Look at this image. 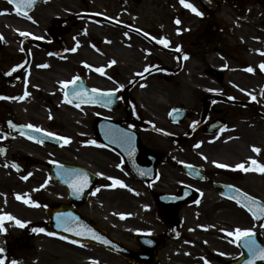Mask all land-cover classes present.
Segmentation results:
<instances>
[{
  "label": "flooded vegetation",
  "instance_id": "obj_1",
  "mask_svg": "<svg viewBox=\"0 0 264 264\" xmlns=\"http://www.w3.org/2000/svg\"><path fill=\"white\" fill-rule=\"evenodd\" d=\"M134 1L103 0L114 6L95 11L100 18L95 21L100 36L94 37L95 41L83 40L75 52L70 50L66 40V24L62 25V33L57 34L56 39L53 37L52 27L60 18H54L47 29L34 31L30 37L19 34L7 37L0 32V97H17L7 90L31 86L19 96L27 90L30 95L25 97L26 100L37 93L46 98L53 114H57L46 124L36 121L26 124L66 137V133H62L66 131V124L63 126L66 115L63 116V111L53 102L58 99L66 108V87L72 83L64 86L60 81H72L73 77H78L75 80L77 87L71 90L73 92L85 93L92 89L114 92L111 97L104 96L103 104L77 108L75 103H71L68 106L69 110L83 117L80 128L89 131L90 135L84 137L86 140L79 143L78 148L70 149L63 144L61 149L65 155L56 162L90 172L91 177L86 175L88 191L76 192L71 186L68 190L66 169L65 186H59L57 179L50 174V161L42 166L46 173L38 172L22 181L37 183L39 193L46 189L55 195L51 199L45 196L46 193L42 195L45 196L43 199L35 197L34 203L38 208L46 211L57 207L75 209L91 225L101 229L104 211H108L111 219L115 217L117 220L119 215L113 212L118 207L124 208L116 198L119 188L112 186L114 180L143 187V223L138 225L136 218L131 216L129 219L140 229L123 243L133 251L132 257L124 261L127 264H236L243 258L249 260L251 254L244 247V239L233 243L235 236H228L227 231L234 232L236 227L251 229L254 235L248 239L256 241L257 251L264 247V227L261 226L264 225V214L260 213V208H264V172L255 171L257 165H264V132L259 128L264 125V101L261 99L264 70L260 68L264 64V0H185L203 15H197L181 4L177 14L172 10L169 15H141L139 10L137 15L133 10ZM144 1L152 2L151 5L159 11L163 6L161 0ZM1 2L3 7L10 8V16L17 20L21 17L10 5ZM80 12L87 14L86 4L81 5ZM177 18L181 21L179 25L175 23ZM178 28L181 30L179 33ZM31 37L41 39L34 41ZM161 38L166 43H160ZM7 40L15 46H8ZM33 42L40 44L34 45ZM178 46L180 51H177ZM60 50H63L62 54H58ZM66 54L71 56V63H66ZM185 54L188 59H184ZM44 58L47 61L63 58V61L47 64L43 62ZM112 60L116 63L110 65ZM190 65L194 71L189 77L184 76L186 87L200 80L204 85L203 90L193 94L192 89L183 92L185 98L192 100V105L160 104L162 99L167 100L171 96L166 94V99L165 95L151 94V86L165 82L171 86H182L179 81ZM68 66L72 74L67 79L61 78L66 75ZM146 67L149 71H144ZM201 67L205 72L202 75L198 72ZM249 67L253 68L252 72L246 70ZM97 68H102L103 73L97 72ZM49 76H57L60 80L53 82L48 80ZM53 85L57 86V91L47 94L44 89L51 92ZM247 86L259 89L248 94ZM109 99L111 103H107ZM12 101L14 99L0 98V114H9L0 120V131L5 136L1 145L9 149L7 141L19 138L35 146L55 149L25 137H8V121L24 124L15 116H18L17 110L8 104ZM228 101L250 102L257 113ZM174 108L186 111L178 119L179 124L169 118ZM37 110L40 114L48 112L46 107ZM247 119L258 126L256 131L248 130ZM215 121H219L222 128L207 134L206 125ZM158 128L178 137L192 133L184 140L175 141L155 131ZM242 130L243 135L240 134ZM220 136L225 141H214ZM121 137H126L127 142L122 143ZM258 138L260 141L256 140ZM102 139L112 143L117 150L106 147ZM252 139L256 141L252 142ZM89 140H95L96 144H89ZM253 146L260 149L259 153L252 150ZM66 150L72 151L67 153L72 156L82 154L83 162L73 163L66 157ZM24 158L28 159L22 157V160ZM252 160L257 164H252ZM220 163L229 167L220 168L217 166ZM238 163H244L249 171L235 169ZM17 170L25 173L24 176L30 173L24 166ZM182 191L192 200L175 207L173 197ZM160 197L171 199L162 204L163 209L157 201ZM248 197L252 200L249 201ZM237 199L242 203L237 204ZM245 203L257 212L259 218H254L242 206ZM137 233L146 237L143 243L136 239ZM259 260L262 259L257 257L254 262Z\"/></svg>",
  "mask_w": 264,
  "mask_h": 264
},
{
  "label": "rangeland",
  "instance_id": "obj_2",
  "mask_svg": "<svg viewBox=\"0 0 264 264\" xmlns=\"http://www.w3.org/2000/svg\"><path fill=\"white\" fill-rule=\"evenodd\" d=\"M179 1L161 0L163 6L159 11L151 5L152 2L135 0L133 10L137 15L139 10L141 11V15H169L172 13V10L176 11L177 14L179 13ZM84 4L87 5L88 11L92 12H97L103 10V8L108 9L110 6H114L110 2H103V0H50L44 4H41L40 6H37L30 14L26 15V17L22 18L21 20L14 19V17L10 16V12H8V14L4 17L3 13L1 12L0 31L7 37L13 36V31H30L29 33L31 34H34V31L42 32L47 29L49 23L54 18H67L69 16L76 15L81 10V5ZM1 8H3L1 11L5 10V13L8 11V8L3 7L2 5H0V9ZM27 16H31L33 20L27 19ZM104 30L107 29L104 28ZM98 32L99 28L90 22L74 21L69 23V25L67 24L66 40L70 45V50L75 47L77 49L76 51H78V47L83 42V40L87 41L88 39H91L92 41H95L96 39L94 37L99 35ZM7 41L8 46H15L11 40ZM42 60L48 64L51 62H58V60L63 61V58L54 60L52 59L51 61H47L45 58ZM66 63H71V56L69 54H66ZM203 70V67L198 69L200 75L205 73ZM193 71L194 69L192 65L186 68L183 78H181L179 81L181 84H183L180 87H177L176 84L175 86H171L169 82H165L163 84L151 86L152 88L149 92L151 94L153 93L165 96L166 94H170V99L166 96V99L168 98L167 100H161L160 104L162 105L177 106L182 104L185 107H189L192 105V100L185 98L183 92L185 90L189 91L192 89L193 94L194 91L203 90L204 86L201 84L200 80L193 81V86L186 87L187 81L184 76L189 77V74L191 75ZM69 72H71V69L68 66L66 75H62L61 78L67 79L69 75L72 74ZM40 78L42 79V77ZM48 80L57 82L60 80V78L57 76H49ZM172 83H175V81ZM50 84L52 85V83ZM26 87L27 86L25 85L19 86L14 88L12 91L7 90V92L15 94L17 97H19ZM43 88L41 90H43ZM27 89H31V86H28ZM52 89L53 91L51 92H48L45 89L44 91L47 94H53L57 91V86L55 87L53 85ZM258 89L259 88L257 86H247L248 94L255 93V90ZM18 101L20 102L21 100ZM19 102L14 100L12 102H8V104L10 103L9 105H11L12 108L18 112V116L14 113H12V115H15L23 123L28 121H36L46 124L48 120L55 118L57 115L56 113L55 115L53 114L52 108L48 106L46 98L38 95L37 93L33 94V97L31 95V98L21 101L20 104ZM53 105L58 106V109L63 111V116L66 115V122L63 120V126L66 124V131L63 130L62 133H66V136L70 137L71 139L68 148H78L79 143H82V141L86 140L84 137L88 138L90 135L89 131H85L83 129L81 130L80 128L83 117L75 114V112L69 110V108H65L63 105L61 106L58 99L53 102ZM41 107H46L48 112L46 114H40L37 109ZM7 116H9L7 112L0 114V120L1 118L5 119ZM57 121L59 122L58 119ZM247 122L249 123L248 130L252 132L257 130L258 126L255 123L251 122L250 119H247ZM259 128L264 132V125ZM178 129L179 128H174V130ZM240 134L243 135L244 131L242 130ZM2 136L3 132L0 131V138ZM247 139L248 140L246 141L248 142L249 137H247ZM256 140L260 141V138ZM256 140L252 139L251 141L255 142ZM214 141L222 142L225 141V139H223V136H220L219 138L216 137ZM7 144L9 146V151L6 154V157H0V215L12 214L16 218L30 224L45 222L47 220L46 212L40 208H36L32 203L26 204L24 201L30 199L32 200L35 197H42V195L45 193L47 194L45 196H47L49 199L55 197V195L47 192L46 189L43 190V193H39L37 183L22 181V176H24L25 173L18 172L13 169V167L9 165V162L11 160H15L19 165L24 166V168L28 167L30 173L36 175L39 174L38 172L46 173L45 169L42 167L45 165L46 161L52 159L60 160L62 157H64L65 152L63 149L55 150L47 147L35 146L21 139L7 141ZM70 152H67L66 150V157L72 160L73 163L81 164L83 162L82 154L72 156L67 154ZM22 157H28V159L24 158L22 160ZM28 160L33 162V164H30ZM124 185L127 187H122L118 190V192H116V198L120 199V204L124 206L123 209L118 207L116 211L113 212L114 215L119 214V218L116 220L115 217H112L113 219H111L109 217L110 215L108 214V211H104L101 222L103 229H105V231L114 239L122 243H125L127 238H129L132 233L140 229L138 225L139 223H143L144 220L141 213L143 208V188L138 184L131 182H128V184ZM17 195H19L21 199H17ZM45 196L43 197L45 198ZM121 213L125 214L123 217L125 219L121 218ZM131 216L136 218V223L138 225L129 219ZM127 217L128 219L126 220ZM3 226L6 231L0 232V248L4 249V251L0 253V257L5 254L8 258L15 260L16 264H93V261L97 262V264H127L123 260L116 258L101 249L87 245L73 244L72 242L57 236H49L47 235V232H50L49 230H46L44 233H35L34 236L31 235L30 237H27L22 234L21 227L15 225L14 221L5 220Z\"/></svg>",
  "mask_w": 264,
  "mask_h": 264
},
{
  "label": "snow or ice",
  "instance_id": "obj_3",
  "mask_svg": "<svg viewBox=\"0 0 264 264\" xmlns=\"http://www.w3.org/2000/svg\"><path fill=\"white\" fill-rule=\"evenodd\" d=\"M8 2L11 3V4H14V5H15L16 13H17L18 15L26 16V13L23 12V11H21L22 7H30L31 4L35 2V0H8ZM180 2H181V4H182L184 7L190 9L193 13H195V14H197V15H203V14H202L201 12H199V10H198L196 7H194L191 3H185V0H180ZM27 19H29V20H33V18H32L31 16H27ZM33 22H35V21H33ZM175 23L179 25V24L181 23V21L177 18V19L175 20ZM180 31H181V30L178 28V29H177V32L179 33ZM20 35H21V36H26V35H32V34H31V33H28V32H20ZM125 35H127V33H125ZM145 35H147V33H145ZM36 38H37V39H41V37H36ZM0 39H2V36H0ZM154 39H155V38H154ZM159 42H160V43H166V41H165L163 38H161V40H160ZM76 50H77V49H76L75 47L71 49V51H73V52H75ZM180 50H181V49H180V47L178 46V47H177V51H180ZM188 58H189L188 55L185 54V55H184V59H188ZM114 63H116L115 60H112V61L109 62L110 65H111V64H114ZM226 66H227V65H225V67H226ZM38 67H47V65H38ZM89 67H91V66L89 65ZM260 68H261L262 70H264V64H261V65H260ZM246 70L249 71V72H252V71H253V68L249 67V68H247ZM13 71H15V69H13ZM96 71H97V72H101V73H103V69H102V68H97ZM144 71H149V69L146 67V68L144 69ZM137 75H142V73H137ZM109 78L111 79V77H109ZM77 79H78V77H73V80H72V81H60L59 83H60L61 85L67 86V84H69V83H74L75 80H77ZM141 86L144 87V86H146V85H141ZM36 87H38V86H36ZM119 87H120V88H123L124 85H119ZM92 92H93V93H98L100 96H108V97H111V96L114 94L113 91L101 92V90H99V89H92ZM28 95H30V93L26 90V91L24 92V94L21 95V96H19V97H0V98H2V99H14V100H21V101H23V100L25 99V97L28 96ZM73 95L76 96V93L74 92ZM77 98L80 99L81 97L77 96ZM64 99H65V101H66L67 103H69V104L72 103V100L68 99V96H67V95H65ZM83 102H86V103H95L96 100H95L94 97H88V98H87L86 100H84ZM107 103H111V100L109 99V100L107 101ZM76 107H77V108L80 107L79 103L76 104ZM172 111H176V110L173 109ZM169 115H171V112L169 113ZM50 118H51V117H50ZM8 123H9L10 128H12V129H16V128L19 127L20 130H21V134H22V135H25V134H26V133L24 132V129H33L34 131H37V132H43V131H44L43 129L39 128L38 126H34V125H32V124H27V125H23V126H17L16 124L12 123L11 121H9ZM194 123H195V122H194ZM156 130H157L158 132L163 131L162 129H159V128L156 129ZM47 136H48L49 138H51V139H59V140L63 141L64 144H67V143L70 142V138H68V137H63V136H59V137H57L55 134H53V133H51V132H48V133H47ZM28 138H29V139H33V137H32L31 135H29ZM40 142L42 143L43 141H40ZM121 142H122V143L127 142L126 137H121ZM88 143H89V144H96V141H95V140H89ZM196 146L199 147V145H196ZM252 150H253L254 152H257V153H259V151H260V149L257 148V147H255V146H253ZM2 151H3V150L0 149V152H2ZM54 163H55V162H54ZM214 163H215V162H214ZM251 163H252V164H257L256 160H252ZM217 166L220 167V168H228V167H229V165H227V164H223V163H220V164H218ZM13 167H17V168H18L19 166H18V165H13ZM117 167H119V165H117ZM234 168H235V169H240V170H242V171H244V172H246V173L249 171V168H247V167L245 166L244 163H238V164H236V165L234 166ZM255 171H258V172H264V165H257ZM67 174H73V173H67ZM30 175H32V173H28V175L23 176L22 179L27 180L28 177H29ZM97 175H103V174H102V173H97ZM108 179H112V178H111V177H108ZM78 180H79V183H73V184L70 185L71 187H73V188L75 189L76 192L83 191V189L86 188V187L88 186V180H87L86 175H83V174L78 175ZM115 185H120L121 187H127V186L124 185V183H123L122 181H120V180H114V183H113L112 186H115ZM97 191H99V189H97ZM93 195H95V193H93ZM243 195H246V194H243ZM16 198H17V199H21V197H20L19 195H17ZM247 199H248L249 201L252 200L251 197H248ZM24 202H25L26 204H27V203H31V201H29V200H25ZM197 203H199V202L197 201ZM236 203H237V204H241L242 202H241L239 199H237V200H236ZM37 206H38V205H37ZM242 206L245 207V208H247L248 211L252 213V216H253L254 218H259V217L257 216V212L253 211V209L249 206V204H246V203H245V204H243ZM257 207H259V205H257ZM260 213H261V214H264V208H260ZM59 215H60V214H58V218H59ZM124 215H125V214L121 213V214H120L121 218H123ZM5 220H8V221H14V222H15V225H17V226H19V227H21V228L25 227V225H26V223H27V222H25V221H22V220L16 218V217L13 216L12 214H4V215H0V232H4V231H6V229H5L4 226H3ZM60 226H61L60 223H58V224H57V227H60ZM261 226L264 227V225H261ZM31 230H32L33 233H44V232L46 231V230H45L44 228H42V227H41V228L33 227ZM64 230H65V231H69V232L72 231V229L69 228V227H65ZM221 231H226V230L221 229ZM87 233H91L92 236H93V238H96V239H103V237H99V236H97L94 232H92L91 229H87ZM87 233H86V232H82V231L77 230L75 234H76L77 236H83V235H86ZM47 235H49V236H54V235H56V234L53 233V232H47ZM227 235L230 236V237L233 236V235L235 236V239L232 241L233 243H235V242L238 241V240H241L242 238L244 239V247L247 248L248 251H249V253L251 254V258H250L249 260H247V261L245 262V264H254V261L257 259V257L260 258V259H264V247L259 248L258 251H257L258 246H257V244H256V241H255L254 239H248L249 237H252V236L254 235V233H253V231H252L251 229H241L240 227H236L235 230H234V232H233V231H227ZM62 239H68V238H67V237H62ZM71 242H72L73 244L78 243V241H76V240H72ZM104 242H105V243H108L107 240H105ZM149 243H151V241H149ZM3 251H4V249H3V248H0V253H2ZM221 255H223V253H221ZM0 264H5V261H4L3 258H0ZM11 264H16V261L13 260V261L11 262ZM93 264H97V262L93 261Z\"/></svg>",
  "mask_w": 264,
  "mask_h": 264
},
{
  "label": "water",
  "instance_id": "obj_4",
  "mask_svg": "<svg viewBox=\"0 0 264 264\" xmlns=\"http://www.w3.org/2000/svg\"><path fill=\"white\" fill-rule=\"evenodd\" d=\"M38 1H42V0H35L34 3L31 4L34 5L35 3H37ZM30 6V7H31ZM28 9L29 7H22ZM246 106H249L248 104H244ZM56 168H58V166H56ZM187 201H189L188 198L182 196L178 198V205L181 206L184 203H186ZM58 214L59 218H58ZM49 220H50V225H51V229L54 233L64 236V237H68L70 239L76 240L78 242H86V243H91L93 245L99 246V247H103L105 249H108L114 253L119 254L120 256L127 258L129 256V250L124 247L121 246L120 244H118L117 242H115L114 240L110 239L108 236H106L104 233H102L101 231L97 230L96 228H91L87 225H85V221H83L82 219H80V217L78 215L75 214H69L64 210H58V211H52L49 214ZM60 223V227H57V224ZM65 227H69L72 229V231H65ZM87 229H91L92 232H94L97 236L99 237H103V239H96L93 238L91 233H87ZM82 231V232H86V235L83 236H77L75 233L76 231ZM107 240L108 243H105L104 241Z\"/></svg>",
  "mask_w": 264,
  "mask_h": 264
},
{
  "label": "trees",
  "instance_id": "obj_5",
  "mask_svg": "<svg viewBox=\"0 0 264 264\" xmlns=\"http://www.w3.org/2000/svg\"><path fill=\"white\" fill-rule=\"evenodd\" d=\"M31 231H32V230H27V229H26V230L23 231V235H25V236H27V237H30ZM5 261H8V258H7V257H6V260H5Z\"/></svg>",
  "mask_w": 264,
  "mask_h": 264
}]
</instances>
